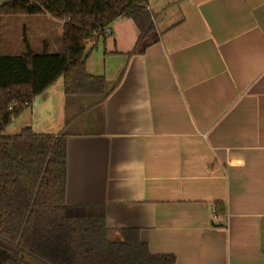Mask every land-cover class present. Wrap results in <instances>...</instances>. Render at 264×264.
Instances as JSON below:
<instances>
[{"label":"crops","instance_id":"crops-1","mask_svg":"<svg viewBox=\"0 0 264 264\" xmlns=\"http://www.w3.org/2000/svg\"><path fill=\"white\" fill-rule=\"evenodd\" d=\"M147 7L156 41L144 53L129 55L140 31L126 17L88 45L87 72L109 94L68 95L59 80L21 133L65 136L66 202L102 206L110 241L136 229L175 264H264V0ZM39 16L41 40L62 38L64 20Z\"/></svg>","mask_w":264,"mask_h":264},{"label":"trees","instance_id":"trees-1","mask_svg":"<svg viewBox=\"0 0 264 264\" xmlns=\"http://www.w3.org/2000/svg\"><path fill=\"white\" fill-rule=\"evenodd\" d=\"M49 14L64 20L61 52L31 49L0 53V264H175L173 255L152 254L136 229L108 238L105 211L66 202L67 143L62 134L8 135L14 119L35 98L62 80L68 95H103L106 80L86 69L88 45L106 39V27L131 18L140 35L129 55L142 54L156 39L147 0H11L5 15ZM16 104L17 109L9 106ZM223 211L220 210V214Z\"/></svg>","mask_w":264,"mask_h":264},{"label":"rangeland","instance_id":"rangeland-1","mask_svg":"<svg viewBox=\"0 0 264 264\" xmlns=\"http://www.w3.org/2000/svg\"><path fill=\"white\" fill-rule=\"evenodd\" d=\"M11 0H0V4ZM35 18H40L39 15H5L0 18V53L9 55H19L27 51L24 38L29 36L31 42V49L37 53H41L44 49L43 41L48 39L51 44L49 51L52 53H59L57 50L61 44L62 38L56 39V34L44 36L41 40L38 35L40 27L37 30L33 28L32 24ZM34 25V24H33ZM35 31V32H33ZM63 81L60 80L59 84ZM21 116V115H20ZM19 116V117H20ZM14 119L13 123L7 128L8 135H15L21 133L20 119Z\"/></svg>","mask_w":264,"mask_h":264},{"label":"built area","instance_id":"built-area-1","mask_svg":"<svg viewBox=\"0 0 264 264\" xmlns=\"http://www.w3.org/2000/svg\"><path fill=\"white\" fill-rule=\"evenodd\" d=\"M105 32H106L107 34H111V33H112L111 26L106 27ZM17 108H18V106H17L16 104H11V105L9 106V109H10V110H14V109H17ZM216 212H217V210H215V213H214V219H218V218H219V215H218Z\"/></svg>","mask_w":264,"mask_h":264}]
</instances>
